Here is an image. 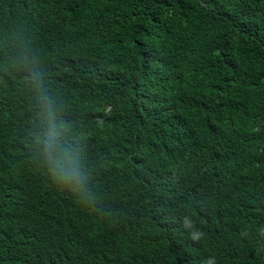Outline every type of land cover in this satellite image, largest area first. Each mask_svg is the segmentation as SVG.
<instances>
[{
    "label": "trees",
    "instance_id": "obj_1",
    "mask_svg": "<svg viewBox=\"0 0 264 264\" xmlns=\"http://www.w3.org/2000/svg\"><path fill=\"white\" fill-rule=\"evenodd\" d=\"M30 154L100 203L1 213L11 259L264 264V0H0V176L50 203Z\"/></svg>",
    "mask_w": 264,
    "mask_h": 264
},
{
    "label": "clouds",
    "instance_id": "obj_2",
    "mask_svg": "<svg viewBox=\"0 0 264 264\" xmlns=\"http://www.w3.org/2000/svg\"><path fill=\"white\" fill-rule=\"evenodd\" d=\"M31 76L37 85L40 86V73L33 71ZM40 99L41 101H47L48 106H50L51 101L42 87H40ZM28 158L31 169L35 173L45 172L47 174L49 185L44 187L52 195L53 199L48 203L42 193L26 192L29 187L18 190L16 183H9L0 176V214L7 211L29 212L37 218L34 226L41 227L43 225L46 226L47 215L57 206L60 194L71 198L74 196L78 201H84L89 206L99 205L100 199L97 193L90 191L89 185H84L86 177L79 170L78 163L69 164L68 167H64L56 162L55 166L58 169L53 166V158L51 156L49 160L45 159L43 154H30ZM10 162L6 172H12ZM24 194L25 197H23ZM239 215L240 219L244 217L245 220L252 221L249 215ZM32 228V226H28L27 228L15 227L14 229L0 230V245L6 251V255L0 256V264H57L56 257L54 256L36 258L32 254L26 253L18 259L10 258L8 253L10 247H28L39 239V236L43 232L30 235L29 233L32 231ZM209 264H212V262H209Z\"/></svg>",
    "mask_w": 264,
    "mask_h": 264
}]
</instances>
